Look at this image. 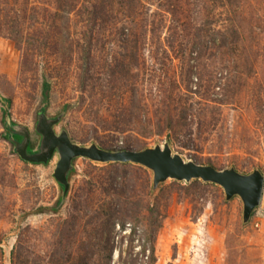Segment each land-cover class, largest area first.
<instances>
[{
	"label": "rangeland",
	"instance_id": "obj_1",
	"mask_svg": "<svg viewBox=\"0 0 264 264\" xmlns=\"http://www.w3.org/2000/svg\"><path fill=\"white\" fill-rule=\"evenodd\" d=\"M41 114L264 176V0H0V264H264V193L245 221L219 184L84 157L65 193L60 154L25 161L8 130L39 152Z\"/></svg>",
	"mask_w": 264,
	"mask_h": 264
},
{
	"label": "water",
	"instance_id": "obj_2",
	"mask_svg": "<svg viewBox=\"0 0 264 264\" xmlns=\"http://www.w3.org/2000/svg\"><path fill=\"white\" fill-rule=\"evenodd\" d=\"M58 118L50 119L41 114L37 131L42 135L41 149L31 153L29 150V130L27 128L8 126V130L22 137L14 139L16 151L20 157L32 163H47L56 152L60 159L55 168L54 176L63 186L66 193L69 189L68 172L72 160L76 157L89 158L102 163L133 162L151 169L154 173V186L168 178L191 181L201 179L222 186L227 199L239 195L244 202V220L247 221L252 211L261 202L264 193V176L259 170L250 174H242L234 168L219 170L211 165H202L191 160H185L180 154L173 153L169 144L156 145L143 150L110 151L96 144L83 146L75 143L67 131L57 134L54 125Z\"/></svg>",
	"mask_w": 264,
	"mask_h": 264
},
{
	"label": "trees",
	"instance_id": "obj_3",
	"mask_svg": "<svg viewBox=\"0 0 264 264\" xmlns=\"http://www.w3.org/2000/svg\"><path fill=\"white\" fill-rule=\"evenodd\" d=\"M6 125V124H5ZM17 139H19V140H21L22 139V137L21 136H19V135H14Z\"/></svg>",
	"mask_w": 264,
	"mask_h": 264
}]
</instances>
